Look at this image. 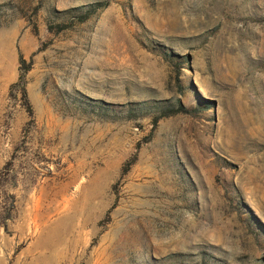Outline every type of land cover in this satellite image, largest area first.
Wrapping results in <instances>:
<instances>
[{
	"label": "rangeland",
	"instance_id": "1",
	"mask_svg": "<svg viewBox=\"0 0 264 264\" xmlns=\"http://www.w3.org/2000/svg\"><path fill=\"white\" fill-rule=\"evenodd\" d=\"M0 264H264V0H0Z\"/></svg>",
	"mask_w": 264,
	"mask_h": 264
},
{
	"label": "trees",
	"instance_id": "2",
	"mask_svg": "<svg viewBox=\"0 0 264 264\" xmlns=\"http://www.w3.org/2000/svg\"><path fill=\"white\" fill-rule=\"evenodd\" d=\"M94 10H91V12H93ZM90 12V13H91ZM19 61H20V63L22 64V65H25V60L22 58V56L20 55L19 56ZM28 70V68H26L25 70H24V72L25 71H27ZM23 75H21L20 76V79H18V81L16 82V83H14V84H12L11 86H10V90L12 91V90H14L15 88H17V87H19L20 88V92H21V99H22V101L24 102V104L27 106V110H28V113H31V108H30V106H29V104H28V99H27V93H26V89H25V86H24V83H23Z\"/></svg>",
	"mask_w": 264,
	"mask_h": 264
}]
</instances>
